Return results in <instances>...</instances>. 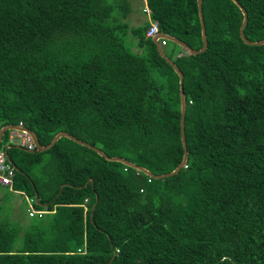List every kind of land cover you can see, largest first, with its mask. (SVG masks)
<instances>
[{
    "label": "trees",
    "instance_id": "trees-1",
    "mask_svg": "<svg viewBox=\"0 0 264 264\" xmlns=\"http://www.w3.org/2000/svg\"><path fill=\"white\" fill-rule=\"evenodd\" d=\"M239 1L246 36L264 39V0ZM147 4L160 32L202 48L198 0ZM130 11L0 0V130L23 122L42 145L67 131L155 174L176 169L180 77ZM203 12L204 52L164 46L184 73L185 166L153 178L67 137L42 152L11 144L13 189L46 213L23 234L0 214V264H264V44L242 39L233 0H203Z\"/></svg>",
    "mask_w": 264,
    "mask_h": 264
},
{
    "label": "water",
    "instance_id": "water-1",
    "mask_svg": "<svg viewBox=\"0 0 264 264\" xmlns=\"http://www.w3.org/2000/svg\"><path fill=\"white\" fill-rule=\"evenodd\" d=\"M233 1L242 10L243 16H244L242 24L240 26V34H241L242 39L247 44H250V45L264 44V39L259 40V41H252L246 36L245 27L247 25L248 18H249L248 12H247L246 8L243 6V4L240 3L239 0H233ZM198 6H199V15H200V19H201V26H202V37H203L202 48L194 49L190 45H188L185 41H183V40H181L175 36L169 35L167 33H163V32L152 37L153 41L155 42V44L158 47L160 54L162 55V57L165 58L167 60V62L173 66V68L175 69V71L177 72V74L180 77L181 114H182V117H181V139H182V143L184 146V157H183V161L179 164V166L176 169H174L173 171H171L169 173L155 174L151 170H149L148 168L141 166V165H138V164L128 160L125 157L110 156L101 148H99V147H97V146H95V145H93L87 141L79 139L78 137L74 136L73 134H71L67 131H60L59 133H57L55 135V137L53 138V140L49 144L42 145L34 130H32L26 126L22 127V126L15 125V124L5 125L1 128V130H0V146L3 142V137H4L5 132L8 130L17 129V130L26 131L32 136V138L35 142V145H36V149L34 150L36 152L46 151V150L50 149L61 137H67V138H69V139H71V140H73L79 144H82L84 146H87V147L97 151L100 155L104 156L107 160L122 162L126 165L132 166V167L136 168L137 170L144 172L145 174L149 175L150 177L164 178L167 176L177 174L181 170V168L183 166H185V164L187 163V160H188V146H187L186 133H185V117H186L187 104H186V93H185V89H184V73L178 67V65L166 54L164 46L161 45V43H160V39L165 38V39H168L172 42H175L178 45H180L181 47L188 50L191 54H198V53L204 52L208 47V41H207L206 22H205L204 12H203V0H198ZM8 148L9 147H7V150H8ZM97 201H98V198H97Z\"/></svg>",
    "mask_w": 264,
    "mask_h": 264
},
{
    "label": "built area",
    "instance_id": "built-area-1",
    "mask_svg": "<svg viewBox=\"0 0 264 264\" xmlns=\"http://www.w3.org/2000/svg\"><path fill=\"white\" fill-rule=\"evenodd\" d=\"M145 11L150 12V8H145ZM161 33L159 30L158 21H153L147 30L148 37H154L155 35ZM167 40L165 38L160 39L161 45L165 46L167 44ZM19 126L24 127V123L20 122ZM18 139V140H17ZM17 140L16 142H14ZM11 144L24 147L28 150H35L36 145L32 138V136L22 130L13 129L10 131L9 139L7 143H3L0 146V186L13 187L14 176L16 173V167L10 160L8 155L7 147H10ZM37 198L30 197L29 199V207L27 209L28 215L30 217H43L45 211L43 209H39L36 207ZM79 252H82V248L78 249Z\"/></svg>",
    "mask_w": 264,
    "mask_h": 264
},
{
    "label": "rangeland",
    "instance_id": "rangeland-1",
    "mask_svg": "<svg viewBox=\"0 0 264 264\" xmlns=\"http://www.w3.org/2000/svg\"><path fill=\"white\" fill-rule=\"evenodd\" d=\"M129 4H130L131 10L135 8L139 9L142 7V5L144 6V3L142 0H129ZM132 41H133L132 38H128L127 44H129V46L132 47L133 50H135L134 44ZM17 140H15L14 142H16ZM35 169L36 168H34V170ZM35 173H37L38 175L40 174L43 175L42 167H39L38 169H36ZM0 192H4V194L0 196V214L2 215V218L5 220L14 222V223H18L20 227L22 228L21 233H23L24 228L27 226L25 225V223L29 222L28 218L31 219L27 213V207L29 206L30 196L28 197L23 192H14L12 189L5 190V189L0 188ZM27 227H28L27 229H30L31 228L30 224ZM84 247L85 246H82L83 249Z\"/></svg>",
    "mask_w": 264,
    "mask_h": 264
},
{
    "label": "crops",
    "instance_id": "crops-1",
    "mask_svg": "<svg viewBox=\"0 0 264 264\" xmlns=\"http://www.w3.org/2000/svg\"><path fill=\"white\" fill-rule=\"evenodd\" d=\"M142 1L144 3V6L142 5V7L139 8V9H136V8L135 9H132L130 11V14L127 17V21L131 23V24L129 23L130 27H138V26H145V25H149L150 26L151 23L153 22V18H152V14H151V9H150V12L145 11V8L149 7L148 4H147V0H142ZM29 151H34V150H29ZM0 188L1 189H5V190L6 189H12L14 192H20V191L14 190L13 187L0 186ZM3 194H4V192H0V196H2ZM35 197L38 199V196L37 195H35ZM28 207H27V209H28ZM43 210L46 213V210L45 209H43ZM30 218H33V217H30ZM28 220H29V222L25 223V225H27V226H29V224L31 222V219L28 218ZM27 226L24 228L23 233H25L26 231L29 230V229H27L28 228Z\"/></svg>",
    "mask_w": 264,
    "mask_h": 264
},
{
    "label": "clouds",
    "instance_id": "clouds-1",
    "mask_svg": "<svg viewBox=\"0 0 264 264\" xmlns=\"http://www.w3.org/2000/svg\"><path fill=\"white\" fill-rule=\"evenodd\" d=\"M18 125V124H17Z\"/></svg>",
    "mask_w": 264,
    "mask_h": 264
}]
</instances>
